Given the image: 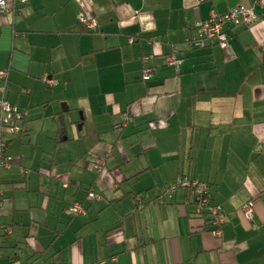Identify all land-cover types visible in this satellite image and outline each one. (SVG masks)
<instances>
[{"label": "crops", "instance_id": "obj_1", "mask_svg": "<svg viewBox=\"0 0 264 264\" xmlns=\"http://www.w3.org/2000/svg\"><path fill=\"white\" fill-rule=\"evenodd\" d=\"M255 1L27 0L21 14L0 13V70L9 69V101L26 111L9 151L21 162L1 180L0 264H264V8ZM237 7L255 18L227 30L225 49L185 45L199 23ZM82 13L96 33L80 27ZM172 53L177 69L165 64ZM71 110L81 119L69 120ZM75 140L85 156L73 157ZM178 175L211 186L226 216L219 238L198 232L184 191L156 201ZM88 187L101 199L71 218L66 206ZM253 199L250 224L242 207Z\"/></svg>", "mask_w": 264, "mask_h": 264}, {"label": "built area", "instance_id": "obj_2", "mask_svg": "<svg viewBox=\"0 0 264 264\" xmlns=\"http://www.w3.org/2000/svg\"><path fill=\"white\" fill-rule=\"evenodd\" d=\"M16 2L18 6H16ZM27 4V0H16L15 3H11L7 5L6 0H0V13L1 12H11L13 14H21L22 7ZM255 4L264 8V0H256ZM255 18L254 12L252 8H244L237 7L230 11H228L225 15L221 17L212 16L209 20L202 23L198 28L197 37H193L192 39H187L185 41V45L189 48L193 46V44H197L201 47L206 44L217 45L218 47L225 49L228 45L227 35L225 33L226 27H240L242 25H248L253 22ZM78 22L84 28L85 31L89 33H96L98 30V24L96 19L90 17L85 14H80L78 16ZM132 39H129L128 42L132 43ZM148 60L147 57L144 58V61ZM166 64L169 66H173L175 68L178 67L180 61L175 59L174 57H169L166 60ZM152 76V71L150 69L143 71L142 81H146ZM8 78L7 69L0 70V81L5 82ZM47 85H53V81L51 79H44ZM4 88H0V93H3ZM20 112L13 106H11L3 97L0 95V130L3 127H10V131H16V127H11V123L14 121L16 117H18ZM124 120H129L128 117H124ZM5 145L0 142V173L3 169L9 168L11 164V158L4 154ZM96 170L98 172H102V168L97 167ZM181 188H188L189 195L191 197H195L197 202V212L200 213L201 208L206 205V199L202 197V193L205 192L204 186L200 187L197 185V182H189L186 176L179 175L176 180L169 186H164L162 192L160 194L159 201L162 203L164 198H170L171 195L180 190ZM206 193V192H205ZM96 198V196L90 195V198ZM254 200H249L242 207V214L248 221L253 220V212H254ZM69 213L72 215L83 214V210L79 205H76L69 209ZM211 213L214 215L215 220L213 221L212 226L218 227L220 224L224 223V218L221 215L219 208H213ZM211 234L219 238L221 233L219 228H215Z\"/></svg>", "mask_w": 264, "mask_h": 264}, {"label": "trees", "instance_id": "obj_3", "mask_svg": "<svg viewBox=\"0 0 264 264\" xmlns=\"http://www.w3.org/2000/svg\"><path fill=\"white\" fill-rule=\"evenodd\" d=\"M88 16H90V15H88ZM90 17H92V16H90ZM212 17V15L208 18V19H206L205 21H207V20H209L210 18ZM94 19H95V17H93ZM97 21V20H96ZM205 21H203V22H201V23H199V25H198V27H197V30H196V33H195V36L197 37V34H198V28H199V26L202 24V23H204ZM79 23V22H78ZM97 24H98V22H97ZM79 25H80V23H79ZM80 27L82 28V26L80 25ZM98 27H99V25H98ZM231 28V27H230ZM229 27H226V29H225V33H226V35H227V39L229 40V37H228V34H227V30L228 29H230ZM83 30H84V28H82ZM85 31V30H84ZM86 33H89V32H87V31H85ZM89 34H93V33H89ZM14 35H16V33H14ZM193 37H191L190 39H192ZM186 40H187V38H186ZM185 40V41H186ZM207 46H210V45H213V44H206ZM205 45V46H206ZM169 57H174L175 59H177L175 56H174V54L172 53V54H170V55H168L167 57H166V59H165V64H166V60L169 58ZM144 58L145 57H143L142 58V61L143 62H147V61H149V57H147L148 58V60H146V61H144ZM178 60V59H177ZM167 65V64H166ZM7 69V68H6ZM148 69H150L151 71H152V76L154 75V70L151 68V67H149V66H145L144 68H143V70H142V74H143V71H146V70H148ZM177 69V68H176ZM7 71H8V77H9V69H7ZM142 76V75H141ZM152 76L149 78V79H147L146 81H143V82H148V81H150L151 79H152ZM44 79H46V78H44ZM43 79V82H45V80ZM48 79V78H47ZM141 79H142V77H141ZM0 83H1V81H0ZM7 84H8V78L6 79V81L5 82H2L1 84H0V88L1 87H3L4 88V91H3V93H0V95L3 97V99L4 100H6L11 106H13V107H15L19 112H20V114L21 115H19L18 117H16L15 119H14V121L11 123V127H16L17 128V130L16 131H10V127H3L1 130H0V142H2L4 145H5V147H4V154L5 155H7V156H9L10 158H11V164H10V166H9V168H7V169H3L2 171H1V173H0V199H1V196H2V193H1V180H2V175H3V172H5V171H8V170H10L12 167H14L15 166V164L13 163V156H11L10 154H9V151H10V149H11V145H12V142H11V140L12 139H16V138H20L21 136H22V134H23V124H24V121H25V117H26V115L25 114H23V112L16 106V105H14V104H12L10 101H9V99H8V91H7ZM46 84V83H45ZM46 86H48V87H51V85H47L46 84ZM128 117L127 115H124L123 116V121H122V125H126V123L127 122H129L130 121V119H129V117H128V119L129 120H124V117ZM4 131H7V133L9 134V137H4L3 136V132ZM97 168V167H96ZM96 168L94 169V171L98 174V175H100V174H102V172H98L97 170H96ZM100 168H102V167H100ZM22 175H23V177H24V179L27 177V176H29V174H30V171L29 170H27V169H22ZM179 176V175H178ZM178 176H176L173 180H171L168 184H166L165 186H169V185H171L175 180H176V178L178 177ZM183 176H186V178L188 179V181L189 182H197V185L198 186H200V187H202V186H204V189H205V192H203L202 194V197L204 198V199H206V205L204 206V207H202L201 208V211H200V213H198L197 212V207H196V204H197V202H196V200H195V197H191L190 195H189V191H188V188H181L180 190H182V191H184V193H186V196H187V201H186V206H188L189 208H190V210L191 211H189V213H188V217H189V219H191V220H200L201 221V223H202V225H201V227H200V229H199V231L198 232H209V233H211V232H213L214 230H215V228H219V231H220V233L222 232V229H223V226L225 225V222H226V216L224 215V213H223V208H222V206L220 205V204H217V203H215L212 199H211V186L208 184V183H206V182H204V181H202L201 179H199V178H196V177H190V176H188V175H183ZM68 183H69V179H67L66 181H63V187L64 188H67L68 187ZM22 185L24 186V185H26V182L25 181H23V183H22ZM163 189V188H162ZM180 190H178V191H180ZM178 191H176V192H174L172 195H171V197L170 198H164V200H163V202L162 203H164L165 201H166V199H167V201H171L172 199H173V197L175 196V194L178 192ZM161 192L162 191H159V193H158V195L156 196V201L157 202H160L159 201V198H160V194H161ZM90 195H93V196H96V198L94 197V198H90ZM127 197V196H126ZM101 199V196L100 195H97V194H95L94 193V191H93V188L92 187H88L87 189H86V193H85V198L83 199V200H77V201H74V202H71L69 205H67L66 206V211H67V214H69L70 215V217H78V216H86L87 215V208L85 207V202L87 201V202H93V201H99ZM142 199H143V197H142V194L141 193H139V194H135L133 197H132V203H134L135 204V207H136V212H138V213H141V212H143L144 210H145V208H144V204L142 205ZM254 200V199H253ZM76 205H79L80 206V208L83 210V214H78V215H72L71 213H69V209L70 208H72V207H74V206H76ZM134 207V208H135ZM213 208H219L220 209V212H221V215L223 216V218H224V223H222V224H220L218 227H213L212 226V224H213V221L215 220V217H214V215L211 213V210L213 209ZM246 219V218H245ZM247 220V219H246ZM248 221V220H247ZM255 214H254V212H253V220L252 221H248L250 224H253V223H255ZM120 227H114V229H119ZM3 230L5 231V233H3L2 235H0V238L3 240V237L2 236H5L6 234H8V232H9V228H7V227H5V228H3ZM120 230H118V232H119ZM1 234V233H0ZM0 239V242L2 241Z\"/></svg>", "mask_w": 264, "mask_h": 264}, {"label": "rangeland", "instance_id": "obj_4", "mask_svg": "<svg viewBox=\"0 0 264 264\" xmlns=\"http://www.w3.org/2000/svg\"><path fill=\"white\" fill-rule=\"evenodd\" d=\"M1 84V83H0ZM44 84H45V82H44ZM46 85V84H45ZM25 92V91H24ZM63 104H59V103H57L56 104V106H57V111L58 110H60V109H63V106H62ZM64 110V112H65V109H63ZM22 112H23V114H25L26 115V111L25 110H21ZM43 111V110H42ZM55 112V111H54ZM40 114H42L43 116H44V114L43 113H40V111H35L34 112V115H37V117L39 118L38 120H37V124L38 125H40V121H44L45 119H41L40 120ZM69 114L72 116H69ZM69 114H67V118H69V120H74V122H76L77 120H80L81 119V117H80V114L79 113H76L75 111H70V113ZM71 122V121H70ZM45 123H46V125H49L50 126V123H51V121L50 120H46L45 121ZM81 125H80V123H75L74 125H72V127H73V132L74 133H77V130H78V132L80 131V129H81V127H80ZM79 127H80V129H79ZM68 135L69 136H71L72 137V133H70V132H68ZM3 136L4 137H9V134L7 133V131H4L3 132ZM73 143V145H72V147H73V150H72V155H73V157H75L76 158V156H77V153H76V151L78 152V154H79V156L81 157V156H85L84 154H83V148H82V144H80V146H81V148H79L78 147V143H77V141L75 140V141H73L72 142ZM15 155H18V154H15ZM13 163L15 164V165H18L19 164V162H21V158H20V156H14L13 157ZM69 160L70 159H67L66 160V165H67V167H72V164H71V162L69 163ZM19 166H21V165H19ZM93 167L95 168L96 167V165H95V163H94V165H93ZM22 168V167H21ZM94 170V169H93ZM89 171H90V169H89ZM91 173H94L96 176H97V173L96 172H94V171H90ZM87 178H89L90 179V174H87L86 175V180H87ZM87 182V181H86ZM87 184L88 185H90V181L89 182H87ZM87 185V186H88ZM86 186V187H87ZM95 193V192H94ZM86 203H89V202H87L86 201ZM91 203V202H90ZM66 215V214H65ZM69 215V214H68ZM67 216V215H66ZM70 216V215H69ZM65 218V217H64ZM71 218H76V217H71ZM71 218H69L68 216H67V218H65L66 219V221H68L67 219H71ZM72 220V219H71ZM90 225H92L91 223H90ZM30 264H33V261L32 262H30Z\"/></svg>", "mask_w": 264, "mask_h": 264}, {"label": "water", "instance_id": "obj_5", "mask_svg": "<svg viewBox=\"0 0 264 264\" xmlns=\"http://www.w3.org/2000/svg\"><path fill=\"white\" fill-rule=\"evenodd\" d=\"M79 129H80V127H79Z\"/></svg>", "mask_w": 264, "mask_h": 264}]
</instances>
